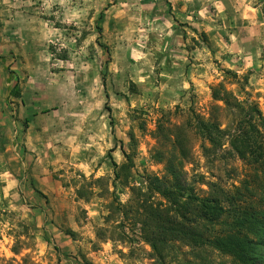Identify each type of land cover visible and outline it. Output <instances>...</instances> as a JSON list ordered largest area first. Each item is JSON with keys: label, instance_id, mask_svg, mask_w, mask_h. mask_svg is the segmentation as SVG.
I'll use <instances>...</instances> for the list:
<instances>
[{"label": "rangeland", "instance_id": "1", "mask_svg": "<svg viewBox=\"0 0 264 264\" xmlns=\"http://www.w3.org/2000/svg\"><path fill=\"white\" fill-rule=\"evenodd\" d=\"M84 2L0 0V108L8 116L0 120V171L7 163L12 173L0 178V264H155L138 229L120 227L117 205L145 176L163 177L170 158L202 190L248 183L256 194L251 182L264 181V167L228 145L205 155L188 125L191 110L207 119L214 107L223 128L232 124L213 99L221 84L264 115V0L246 14L229 0H204L198 28L182 22L195 0H89L95 7L74 17ZM196 62L201 92L169 83L171 69ZM160 123L186 127L189 157L175 159L170 142L156 137ZM9 148L18 155L10 162ZM255 197L264 208V193Z\"/></svg>", "mask_w": 264, "mask_h": 264}, {"label": "trees", "instance_id": "2", "mask_svg": "<svg viewBox=\"0 0 264 264\" xmlns=\"http://www.w3.org/2000/svg\"><path fill=\"white\" fill-rule=\"evenodd\" d=\"M0 60H4L0 56ZM227 74L235 76L232 71ZM15 95L20 97V93ZM213 99L223 102L233 118L223 128L214 107L205 119L191 110L188 125L204 145L205 155L223 150L228 145L241 160L260 170L264 167V115L254 105L238 101L221 84L213 89ZM194 121V122H193ZM185 126L165 128L159 125L156 137L170 142L175 159L189 157L185 144ZM166 161V160H165ZM132 162L121 167L130 170ZM258 175V174H256ZM119 177V174H117ZM257 177V176H256ZM129 178V176H128ZM256 194L264 193V181L254 180ZM208 190L197 187L172 158L166 161L163 177L147 175L140 186H131L127 204H118L123 222L138 229V238L151 248L155 264H217L209 255L219 254L229 264H264V208L250 184L226 190L208 183ZM72 231L67 232L72 235ZM188 252L180 256L181 249ZM220 262L218 264H228Z\"/></svg>", "mask_w": 264, "mask_h": 264}, {"label": "crops", "instance_id": "3", "mask_svg": "<svg viewBox=\"0 0 264 264\" xmlns=\"http://www.w3.org/2000/svg\"><path fill=\"white\" fill-rule=\"evenodd\" d=\"M174 1V0H172ZM189 1L187 3H191V0H186ZM183 2L185 3L186 7H191V4L188 5L185 0H183ZM214 4H217L218 2L220 3H224L223 1H213ZM230 3L233 4V7L235 9V12H245L248 13L249 9H253L255 11V13H259L260 11V7H251V4L253 2V0H229ZM195 6V10L193 11H189L188 13H185L182 15V22L183 23H190V25L192 27L198 28V26L201 25V23H198V19H202L203 15H201V13H204V0H195V2H192ZM249 8V9H247ZM192 21H190V19ZM193 19L196 20L195 22H193ZM261 28V27H260ZM184 47H186V45L184 44ZM197 64V65H196ZM196 64L190 63L189 65H184L183 68H179V70H177V68L174 70L171 69L170 71V77L171 80L169 81V83L171 84H181L183 85V87H186L185 85H193L196 88L197 92H201V88L206 84L205 80L202 78L203 77V66L201 64H198V62H196ZM179 67H182V65H176ZM172 92L176 93L178 92V90H176L175 88H172ZM180 91V90H179ZM3 100V99H2ZM0 106L2 107V104L0 103ZM1 118L7 119L8 116L7 115H3L2 113V108H0V120ZM2 123L0 122V125ZM15 151V148H9V151ZM15 157V159L18 158L17 152L11 153L10 158ZM9 158V160H10ZM15 159H11V160H15Z\"/></svg>", "mask_w": 264, "mask_h": 264}, {"label": "clouds", "instance_id": "4", "mask_svg": "<svg viewBox=\"0 0 264 264\" xmlns=\"http://www.w3.org/2000/svg\"><path fill=\"white\" fill-rule=\"evenodd\" d=\"M29 2H31V0H29ZM69 2V0H44V8H51L53 6V4L55 3H59L62 6L67 5V3ZM5 3H7V0H5ZM16 5H12V7H15ZM77 8H80V4L76 5ZM91 7H95V4L90 3L89 0H85L83 7L81 8V11L79 12H73V16L74 17H78V16H84L87 11L89 10V8ZM204 13L202 12L201 15H203ZM57 19H59V14L57 13ZM190 19V18H189ZM69 23H71V21H68ZM78 35V34H77ZM187 86V85H185ZM108 147L112 146V145H107ZM104 153L101 152L100 155H103ZM115 155L117 156V159H120V153H119V149H117V152L115 153ZM11 159H15V157L10 158ZM9 160V162H10ZM95 159H93L92 164H95ZM2 171H0V178H2L3 180H8L9 177L12 175V173L10 171H8V166L7 163H4L2 165ZM17 172H19V169H16ZM99 175H103V172H100ZM19 183V180H13V182L11 184H9V188H13L15 187L17 184ZM7 192V190H6ZM21 239H23V237H21ZM5 251H7V249H5ZM23 255V253H22ZM19 260V258H17Z\"/></svg>", "mask_w": 264, "mask_h": 264}]
</instances>
